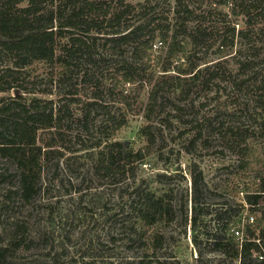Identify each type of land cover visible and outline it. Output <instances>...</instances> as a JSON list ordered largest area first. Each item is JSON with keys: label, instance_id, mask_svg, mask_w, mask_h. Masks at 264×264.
<instances>
[{"label": "rangeland", "instance_id": "374dc122", "mask_svg": "<svg viewBox=\"0 0 264 264\" xmlns=\"http://www.w3.org/2000/svg\"><path fill=\"white\" fill-rule=\"evenodd\" d=\"M83 1L47 0L43 7L46 13L68 16ZM186 1L194 15L185 22L186 14L175 0L151 1L157 5V22L151 25L167 26L168 42L177 34L203 70L202 78L187 97L180 91L160 92L149 122L144 116L149 85L126 87L134 104L127 110L119 102V92L110 90L111 78L128 58L110 55L101 46L103 38L96 40L93 52L73 57L67 75L43 62L19 71L15 55L0 52V74L23 87L0 92V130L10 136L13 118L24 116L16 109L6 110L18 99L31 113L59 114L64 133L62 156L43 163L37 191L29 199L22 193L17 166L0 155V244L8 247L9 264L231 263L214 248L213 238L229 233L215 225L213 214L227 209L241 214L240 191L245 187L241 135L258 153L264 147L259 138L264 121L254 108L252 72L243 74L238 66L256 57L262 39L242 16L232 15L223 0ZM124 2L137 9L151 4ZM165 47L151 51L156 62L148 73L160 75L166 63L157 65V58ZM126 53L129 57V50ZM175 63L172 60L171 66ZM211 74L215 75L209 78ZM122 117L127 124L111 136L114 121ZM145 125L152 127L153 144L139 134ZM51 136L39 131V145ZM111 139L134 151L143 149L144 155L117 184L100 178L95 169L97 142ZM194 176L203 191L201 215L205 213L198 216L196 227ZM149 191L157 196L171 193L176 211V219L162 228L164 240L154 252L140 234L145 227L138 210L140 197Z\"/></svg>", "mask_w": 264, "mask_h": 264}, {"label": "trees", "instance_id": "16d2710c", "mask_svg": "<svg viewBox=\"0 0 264 264\" xmlns=\"http://www.w3.org/2000/svg\"><path fill=\"white\" fill-rule=\"evenodd\" d=\"M175 1L186 14L183 21H189L194 15V10L186 0ZM45 2L47 0H0V52L15 55L17 61L14 67L17 70H26L34 62H43L60 67L61 72L67 75L71 72L73 57L78 53L93 52L97 45L96 40L103 38L104 43L101 46L110 52V55L128 58L117 69L110 83V90L119 92V102L124 108L131 109L134 105L127 86H150L144 111L147 122L155 113L160 92L165 89L180 91L187 97L193 85L200 82L203 70L187 54L185 44L178 39L177 34L168 42V27L151 25L157 22V5L152 2L139 5L137 9L136 5H125L124 0L114 4L107 0H84L68 16H63V13L54 15L52 11L46 13L47 9L43 7ZM221 4L227 6L232 15L242 16L249 30L253 33L256 31L262 39L256 57L241 61L238 66L239 72L243 74L252 72L250 78L253 80L254 108L264 121V0H242L237 3L235 0L234 3L223 0ZM62 40L66 41L62 43ZM158 41L162 42V48L167 45L165 53L157 58V65L166 63L160 68L159 76L154 72L148 73L156 62L151 50L153 44ZM128 50L129 57L126 53ZM172 60L176 62L174 66H171ZM214 75L211 74L209 78ZM12 82L6 80V75L0 74V92L23 88L22 85H14L17 80ZM9 106L6 110L16 109L20 112L18 114H24L26 117L13 118L10 136H7L4 129L0 130V155L17 166L22 193L29 199L37 191L43 163L62 156L59 148H63V120L59 114L53 113V110L48 113L45 110L31 113L27 105L18 99L12 101ZM125 124L127 121L123 117L115 120L110 135H114ZM41 130L52 134L50 141L44 145L38 143ZM260 132L259 138L262 141L264 124ZM139 134L145 137L149 144L154 143L151 125L143 126ZM247 138L241 135L239 140L244 145V158L240 165L244 173L240 181H245L244 190L240 191L243 194L242 203L239 204L241 214L233 215L232 209H227L225 213L216 211L213 214L215 225L229 233L228 237H214V248L220 255L229 259L230 264H264V147L258 153L249 147ZM108 141L105 144L102 140L97 142L95 169L100 178H109L112 184H117L133 172L134 163L142 162L143 149L134 151L120 141ZM193 183L192 222L196 227L200 220L198 216L205 213L202 212L201 215L203 191L197 176H194ZM140 200L138 210L145 227L140 234L146 240L148 250L154 252L153 249L162 246V228L176 219L172 194L157 196L155 192L149 191L140 197ZM250 217L254 220L250 221ZM236 230H239L241 239L236 237ZM7 252L8 247L0 244V264H9Z\"/></svg>", "mask_w": 264, "mask_h": 264}, {"label": "built area", "instance_id": "2783aa9c", "mask_svg": "<svg viewBox=\"0 0 264 264\" xmlns=\"http://www.w3.org/2000/svg\"><path fill=\"white\" fill-rule=\"evenodd\" d=\"M162 47V42H156V43H154L153 44V47H152V52H156L158 49H160ZM254 220V218L253 217H250V221H253ZM235 232V235H236V237L238 238V239H241V236H240V233H239V230H236V231H234Z\"/></svg>", "mask_w": 264, "mask_h": 264}]
</instances>
